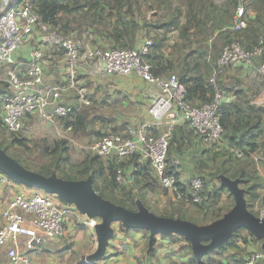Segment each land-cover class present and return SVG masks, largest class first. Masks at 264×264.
Masks as SVG:
<instances>
[{
  "label": "crops",
  "instance_id": "crops-1",
  "mask_svg": "<svg viewBox=\"0 0 264 264\" xmlns=\"http://www.w3.org/2000/svg\"><path fill=\"white\" fill-rule=\"evenodd\" d=\"M147 1L149 2L147 5H152L153 0ZM185 1L165 0V4L161 3L159 9L142 8L144 20L140 25L144 24L145 29L138 34L134 46H139L146 39H151L154 44L158 42L161 46L157 53L160 55L159 67L165 68L168 73L171 72L179 78L192 80L203 78L207 71L213 70L219 53L232 40L235 11L227 7V0H195L193 18L190 19ZM21 2L23 0H0V14L20 6ZM248 15L252 17L250 12ZM81 27L84 30V34H81L83 47H99L105 51L110 49V39L105 32L97 33L92 28ZM34 47H39L42 52V82L45 85L66 87L69 78L59 42L55 36L43 33L38 28L32 29L31 37L14 55V63L18 70L20 71L21 64L29 59ZM257 62L227 67L219 83L223 90L222 105L229 119L227 133H235L233 138L237 142L241 138L245 139V133H251L255 145L253 155L242 158L239 165L231 168L230 172L242 171L250 180L247 187L257 186L258 199H264V82L258 73ZM6 70V66L0 65L1 129H4L1 97L6 92ZM75 81L76 89L65 90L60 99L61 104L72 107L73 112L70 116L50 120L40 114L27 115L22 118L21 128L16 134L17 139L22 140L29 150L30 147L39 149L45 142H67V159L61 164L62 169L68 168L73 158L84 160L95 156L92 145L102 137L122 132L127 127L135 128L150 123L152 118L148 112L149 108L162 95L157 86L135 76L108 75L103 64L99 62L82 66L76 74ZM52 112V105L45 109L46 114ZM76 117H80L83 123L79 133H75L72 126H66ZM168 132L175 145L171 147L167 163L171 167L172 160L179 161L175 175L184 194L189 193L187 186L192 177L204 179L207 192L222 188L218 177L215 179L211 175L215 174L226 161L227 152L231 150L229 142L224 140L216 149L203 144L189 124L181 120L177 108L172 109L156 123L150 137L155 138ZM1 142L0 139V144ZM98 162L96 168L101 166L103 173L97 175L96 185L99 189L105 188L109 192L108 197L117 196L116 190L111 191L105 186L109 167L113 165L120 167L129 179L127 189H132L138 194L137 197L144 206L155 215L178 217L197 224L208 222L209 219L204 218L203 213L189 206L183 194L176 195L160 185L156 172L141 153L123 158L111 154L100 157ZM223 189L219 192L221 206L230 195L225 188ZM36 192V189L25 187L0 172V228L4 224L2 213L14 196L17 193L31 196ZM206 200L208 206L213 203L209 197ZM257 201L252 202V207ZM218 207L213 205L211 210ZM84 219L85 217L79 213L67 217L66 237L52 239L42 246L31 248L27 238L19 237L16 243L18 251L29 258L30 264H77L81 257L93 253L96 248L94 229L83 225ZM115 225L104 258L93 264H194V258L186 242L177 237L156 236L151 253L147 255L148 236L144 232L122 231L119 227L115 228ZM245 235H241L245 244L237 239L236 246L244 248L246 253L256 251L259 244L251 242ZM5 252L6 248L0 250V264H7ZM231 255H234V252L228 251L219 258V261L232 264ZM213 257L215 256L205 258V263L206 259H209L210 264H214Z\"/></svg>",
  "mask_w": 264,
  "mask_h": 264
},
{
  "label": "built area",
  "instance_id": "built-area-1",
  "mask_svg": "<svg viewBox=\"0 0 264 264\" xmlns=\"http://www.w3.org/2000/svg\"><path fill=\"white\" fill-rule=\"evenodd\" d=\"M35 0H23L20 6L5 10L0 14V65L6 66V92L1 97L3 110V126L8 134H18L23 117L40 114L46 119L65 118L72 114V107L60 103L62 93L67 89H76V74L87 64L99 62L103 64L108 75L118 77L135 76L140 80L157 86L160 95L150 106V123L138 127H127L124 131L106 136L92 145L94 154L107 157L111 154L119 158L141 153L156 172L160 185L176 195L179 194L175 168L178 160H172L171 167L167 163L168 147L171 134L165 133L151 138L156 123L172 109L177 108L181 120L187 122L201 142L208 146L219 143L223 127L220 122L222 94L216 92L212 102L200 106L191 105L185 100V89L174 75L167 77L156 76L152 73L147 56L152 41L146 39L139 46L129 50H101L84 48L81 40L59 35L41 23L39 16L33 11ZM244 0H240L242 2ZM243 5L240 3L236 10L234 30L246 26L243 20ZM33 28L43 33H50L59 42L64 54L69 83L66 87L45 85L42 82L41 60L42 52L34 47L29 59L21 64V70L15 66L14 55L31 37ZM260 55V49L245 50L239 43L225 46L216 61L217 72L210 79L215 85V75L221 74L226 67L235 64H252ZM259 75L264 82V64L257 66ZM53 106V112L46 114L45 109ZM242 157L241 152L237 153ZM116 182L120 186L130 183L121 169L116 172ZM192 193V202L197 204L202 200L204 182L199 177L188 181ZM258 217H264V199L260 198ZM78 215L74 207L62 205L56 196L38 191L31 196L17 193L8 207L3 211V226L0 228V250L6 248L7 264H30L29 258L21 254L17 248L19 237L28 239L29 246L45 245L52 239H62L66 236V219ZM82 224L94 228L96 220L82 221ZM13 243L12 245H8ZM264 253L261 250L252 252L245 264H263Z\"/></svg>",
  "mask_w": 264,
  "mask_h": 264
},
{
  "label": "trees",
  "instance_id": "trees-1",
  "mask_svg": "<svg viewBox=\"0 0 264 264\" xmlns=\"http://www.w3.org/2000/svg\"><path fill=\"white\" fill-rule=\"evenodd\" d=\"M194 2L195 0L185 1L187 8L186 11L190 19L191 17L193 18V13H194L193 5L195 4ZM147 3H149L147 0H35L33 3V11L39 16L42 24L48 26L49 29L56 31L58 34L64 37H70L74 40H81V34H84L83 33L84 30H82L81 26H86V28L94 29V31H96L97 33L105 32L107 34V37L110 39L109 50L112 49L129 50L135 48L134 43L136 42V38L138 34L140 33V31H144L145 29L144 24L140 25V23L143 22L144 20V11L142 8L145 7L148 9H153L157 7L159 9L161 8V3L165 4V0H153L152 5L150 4L147 5ZM226 3L229 9L235 11L233 18V27L235 23L236 10L240 3H242L243 5V11H244L243 20L246 23V26L242 29L239 30L233 29L234 32H233L232 40L227 45L231 43H239L247 51H252L256 48H259L260 55L254 59V62L258 61L257 66L262 63L264 64V0H244L242 2H240V0H227ZM249 12L252 14V17H249L248 15ZM173 25L175 26L176 24L174 23ZM84 48L85 47H83V49ZM93 48L103 50L102 48L99 47H93ZM160 49L161 46L158 44V42L154 44L152 41V46L147 56V61L151 65L152 73L160 77H163L162 74H165L164 77L170 75L176 76L175 74H171V72L168 73V71H166L165 68L163 69L159 67L161 62L159 61L160 55L157 53H159ZM216 61L213 66V70L207 71L206 76H204L203 78L200 77V78L188 80L185 77L179 78L178 76H176L179 83L185 89L186 92L185 100L191 105L200 106L206 103H210L213 101L216 92L222 94L223 90L219 83V79L227 67L223 70L221 74L215 75V85H213L210 82V79L217 72ZM194 99H197V101H195ZM220 122L223 127L222 137L218 144L213 145L211 147L212 149H216L221 145V143L224 140H227L230 144L231 150L227 152L226 161H224L221 167L218 169V171H216V173L211 176L214 177L215 179H217L219 175L226 176L230 179H239L240 184L244 185V187L243 186L242 187L245 189L247 207L249 211L255 215L254 211L251 208H252V202L259 200L258 194L256 193L257 186L251 185L247 187V183L250 180L242 171L234 170L230 172L231 168L237 167L239 165V161L242 158L251 157V155H253L255 151V145L252 142L253 137L251 133L250 134L245 133L244 134L245 139L241 138L237 142L236 139L233 138V136L236 135L235 133H227L229 129V119L223 105L221 106V111H220ZM82 124L83 123L80 117H76L72 123H67L66 126L68 127L72 126L73 131L75 133H79L83 128ZM125 129L126 128H124V130ZM4 130L5 128L3 129V131ZM10 135H12L13 138L12 141L14 145L22 147L23 151H29L28 146H26L22 140H18L16 134L15 135L10 134ZM173 145H175V143L171 137L168 147L167 159H169L172 149L171 147ZM0 147L5 152H7L5 147H3L1 144ZM35 149L38 150V152L41 155L50 158L49 159L50 163H48L45 166H41L39 170L31 169L29 166L22 163L16 157L13 156L11 157L14 158L18 163H20L24 168L30 171L40 173L45 176H49L52 172H55L59 177L66 180H82V179H86L88 176H91L93 188L101 197H103L106 200H109L115 205L122 206L128 210L131 211L135 210V199L138 198L137 197L138 194H135L132 189L128 190L127 189L128 185L120 186L116 182V172L117 170L120 169V167L113 165L109 167V173L108 176L106 177L105 186L111 191L116 190L117 196L108 197L104 195V192H107V190H105V188L99 189L97 188L96 185L97 175L103 173V168L101 166H99V168H96L98 166L99 163L98 161L100 156H97L95 154V156H90L84 160H81L82 162L79 165L77 164L78 167L75 173L76 175L70 176L67 173L66 174L63 173L62 165H61L67 159V153H68L67 142L65 141L45 142L42 145V147H40L39 149L37 148ZM238 152H241L242 157L237 156ZM148 164L150 165L149 162ZM202 180L204 182V179ZM178 186H179L178 188L179 193L183 194L189 206L194 208L197 212L203 213L204 218L209 219L207 223L203 222L202 224H198V225L211 223L222 217L224 213H226L228 210L232 208V206H230V202L228 201L229 195H228V199L224 201L225 205L223 204V206H221L222 203L219 204V197H220L219 192L224 190L223 188L218 187L215 188L214 191L212 190L210 192H207L206 183L204 182V190L201 196L202 200L200 203L195 204L192 202V193L189 187L187 186L189 193L185 195L184 194L185 192L182 190L181 186L179 184ZM207 197H209V199H212L213 201V203L210 206L206 204ZM58 202L60 204L64 203L59 199ZM213 205L217 207L220 205V207H218L216 210L215 208L214 210H211ZM210 210H211V214H210ZM164 217L178 218L172 216H164ZM119 228L122 231H126L123 230L120 225ZM240 231H246V230L239 229L233 234L231 239L226 244L220 246L217 250H215L218 253V255H223L228 251L234 252L236 259L232 261V264H245L246 258L252 253V252L246 253L244 251V248H240L236 246L237 239H240L243 242V244H245L244 238H242V236L239 234ZM245 234H246L245 236H248L251 242L259 243V241L256 240L249 232H245ZM170 237L180 238L179 236H170ZM187 246L188 249L190 250L189 244ZM258 250H260V248ZM205 258H209V254H207L204 257L203 264H205ZM193 262L194 264H196L195 260Z\"/></svg>",
  "mask_w": 264,
  "mask_h": 264
},
{
  "label": "water",
  "instance_id": "water-1",
  "mask_svg": "<svg viewBox=\"0 0 264 264\" xmlns=\"http://www.w3.org/2000/svg\"><path fill=\"white\" fill-rule=\"evenodd\" d=\"M0 172L25 187L56 196L66 205L73 206L87 220L98 221L93 228L96 248L93 253L81 257L77 264H93L104 258L116 223L124 230L148 232L147 255L153 248L156 236H179L189 244L196 264H203L207 254L226 244L239 229H245L258 240L264 253V217L255 216L249 211L245 189L239 179L218 176L221 187L232 196L234 205L219 219L198 225L179 218L155 215L138 198L135 199L134 211L115 205L94 190L91 176L82 180H66L55 172L45 176L24 168L1 147Z\"/></svg>",
  "mask_w": 264,
  "mask_h": 264
},
{
  "label": "rangeland",
  "instance_id": "rangeland-1",
  "mask_svg": "<svg viewBox=\"0 0 264 264\" xmlns=\"http://www.w3.org/2000/svg\"><path fill=\"white\" fill-rule=\"evenodd\" d=\"M0 139L2 140L1 144L5 147V149L7 151L6 153H8V155L13 156V157H16L22 163H24L25 165L29 166L31 169L39 170V168L41 166H45L48 163H50L49 158H45V157L43 158V157H41L39 155L40 153L37 152V150L34 147H30L31 149L27 153H24L22 147L14 146L13 145V141H12V139H13L12 138V135L8 134L5 130L3 131V129H1V128H0ZM81 162L82 161L79 160V158H73L72 160H70L69 167L66 168V169H62L63 170V173H65V174L67 173L70 176H75L76 175L75 173H76L77 167H78V165ZM38 191H40V190H38ZM104 195L109 196L107 192H104ZM228 201L230 202V206H233L234 205V201H233V198H232L231 195H229ZM61 204L62 205H65V203H61ZM260 206H261L260 205V202L257 201L255 203V206L251 208L254 211L255 216H257V214H258L259 207ZM96 222H98V221L96 220ZM117 227H119L118 223H116V225H115V228H117ZM245 232H247V231H240L239 234L242 235V234H245ZM144 234L146 236H148V233L144 232ZM179 239L183 240L181 237ZM258 244H259V246L257 245L256 251L260 248V242ZM211 256H215V257H213L214 258L213 260L215 261L214 264H225V263H221L219 261V258H221L223 255H218V253L216 251H213L212 253L209 254V258ZM231 256H233V259L230 258V261L232 262L236 258H235V255H231ZM205 264H210L209 259H206V263Z\"/></svg>",
  "mask_w": 264,
  "mask_h": 264
}]
</instances>
